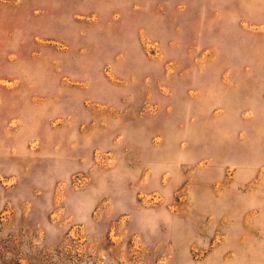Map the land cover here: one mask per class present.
Wrapping results in <instances>:
<instances>
[{
    "label": "rangeland",
    "instance_id": "1",
    "mask_svg": "<svg viewBox=\"0 0 264 264\" xmlns=\"http://www.w3.org/2000/svg\"><path fill=\"white\" fill-rule=\"evenodd\" d=\"M0 264H264V0H0Z\"/></svg>",
    "mask_w": 264,
    "mask_h": 264
}]
</instances>
